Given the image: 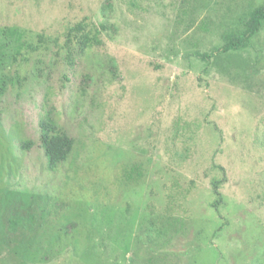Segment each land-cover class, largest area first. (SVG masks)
Here are the masks:
<instances>
[{"label":"rangeland","instance_id":"rangeland-1","mask_svg":"<svg viewBox=\"0 0 264 264\" xmlns=\"http://www.w3.org/2000/svg\"><path fill=\"white\" fill-rule=\"evenodd\" d=\"M259 6L0 0L37 47L0 100V264H264V24L223 50ZM48 116L74 140L55 171Z\"/></svg>","mask_w":264,"mask_h":264},{"label":"trees","instance_id":"trees-1","mask_svg":"<svg viewBox=\"0 0 264 264\" xmlns=\"http://www.w3.org/2000/svg\"><path fill=\"white\" fill-rule=\"evenodd\" d=\"M264 24V6L255 8L249 15L243 25V31L238 37L228 40L223 50L225 52L239 51L249 46L251 39L257 35ZM104 27V26H102ZM28 30L17 27H2L0 28V100L6 95L8 89L15 84V81L9 78L6 74V68L10 60L21 55L25 48L36 51L37 47L28 42ZM90 39L81 35L77 39L79 51L74 53L71 48L68 50L66 57L68 66H74L75 61L72 57L79 55L84 51ZM102 40L98 37L91 39L90 46H101ZM195 57L208 61L212 56L205 53H195ZM40 130V145L44 152L47 166L49 170L55 171L62 163H64L74 148V140L62 132L55 121L50 116L42 118L39 121ZM32 142H24L22 147L30 149ZM224 171L223 168H221ZM133 178V177H131ZM130 178V179H131ZM223 181H218L213 184L216 200L212 207L217 208L222 203V194L219 191V186Z\"/></svg>","mask_w":264,"mask_h":264}]
</instances>
